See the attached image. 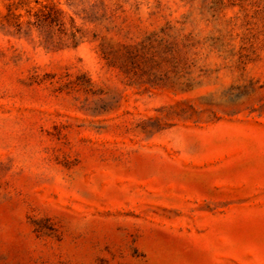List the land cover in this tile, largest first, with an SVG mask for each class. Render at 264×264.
I'll list each match as a JSON object with an SVG mask.
<instances>
[{
    "label": "rangeland",
    "instance_id": "374dc122",
    "mask_svg": "<svg viewBox=\"0 0 264 264\" xmlns=\"http://www.w3.org/2000/svg\"><path fill=\"white\" fill-rule=\"evenodd\" d=\"M0 264H264V0H0Z\"/></svg>",
    "mask_w": 264,
    "mask_h": 264
}]
</instances>
